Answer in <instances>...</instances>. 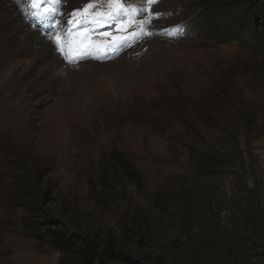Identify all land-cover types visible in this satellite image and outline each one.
<instances>
[{
    "label": "rangeland",
    "instance_id": "obj_1",
    "mask_svg": "<svg viewBox=\"0 0 264 264\" xmlns=\"http://www.w3.org/2000/svg\"><path fill=\"white\" fill-rule=\"evenodd\" d=\"M261 1L63 0L44 21L0 1L3 41L16 46L15 26L36 39L22 16L75 76L62 67L56 79L10 93L0 77V264L69 261L48 242L62 228L70 242L113 237L115 251L132 259L106 264H264V59L182 25L197 6L234 4L264 43ZM120 8L127 11L112 21ZM41 42L33 60L45 56ZM23 67L11 81L33 82L37 72ZM120 156L136 180L118 167Z\"/></svg>",
    "mask_w": 264,
    "mask_h": 264
},
{
    "label": "trees",
    "instance_id": "obj_2",
    "mask_svg": "<svg viewBox=\"0 0 264 264\" xmlns=\"http://www.w3.org/2000/svg\"><path fill=\"white\" fill-rule=\"evenodd\" d=\"M259 3L264 8V1ZM233 5L197 6V11H193L182 21L183 29L195 34L200 33L206 38L209 36L212 40H218L222 43L235 42L264 59V43L258 42L259 34L254 21L250 22L251 15L247 10L243 13L236 11L239 14V17L236 18V13L231 10ZM116 164L124 170L130 179L136 180L137 171L134 170L131 162L120 156L116 158ZM105 182L108 184V181ZM53 230L48 242L56 247L58 252L63 253L64 257L68 258L69 261H64L62 264H106L109 259L128 258L129 262L132 260L129 256L115 251L113 237H108L105 241L99 242L91 240L89 235H81L74 237V241L70 242V234L65 229ZM176 248L178 251L181 249L179 246ZM94 250H99V255H94L92 252Z\"/></svg>",
    "mask_w": 264,
    "mask_h": 264
},
{
    "label": "bare ground",
    "instance_id": "obj_3",
    "mask_svg": "<svg viewBox=\"0 0 264 264\" xmlns=\"http://www.w3.org/2000/svg\"><path fill=\"white\" fill-rule=\"evenodd\" d=\"M1 1V0H0ZM5 2V1H4ZM13 2V1H12ZM2 3V2H1ZM1 5V4H0ZM7 5V4H6ZM5 5V6H6ZM32 6V5H31ZM8 7V6H7ZM6 7V8H7ZM12 10H14V6H12ZM45 13V11H44ZM11 15V14H10ZM2 16V15H1ZM0 16V17H1ZM14 16V15H12ZM18 16V15H17ZM5 17V16H4ZM20 17V15H19ZM14 18V17H13ZM21 23L24 24L26 27V30L28 31V33L32 36H36V39H30V38H23L20 35V32L18 30V28L15 26V29H17V34L14 37V41L16 42V46H13V44H8L6 42H4L3 40V35L0 36V77L5 78V82H8V86L5 87V92H9L12 91L14 88H18L20 85L23 84V82H26V84L30 85V83H33L34 87H40L39 85L42 84L44 81V78H55L57 77V75L59 74V68L65 67L67 69V75L66 77H71V74L74 73V71L71 69V66H64L63 62L61 61V59L59 58V56L57 54H55L52 50L53 46L50 44V42H48L46 39H44V37H47V34L43 33V31H38L34 24L32 23V25H30L25 18H23L21 16ZM8 20V19H7ZM14 20V19H13ZM11 21V20H10ZM5 18L1 17L0 18V25H2L1 23L5 24ZM9 22V21H7ZM10 23V22H9ZM7 27V26H6ZM4 26V28H6ZM9 27V26H8ZM2 28V27H1ZM14 28V27H13ZM23 28V27H21ZM25 30V29H24ZM5 31V30H4ZM8 31V30H7ZM13 32V31H12ZM15 34V33H14ZM11 35V34H10ZM25 36V35H24ZM38 38H42L44 39V42H41V39ZM13 40V39H12ZM34 41H38L43 43V45H40L44 52H45V56L38 58L36 60H33L34 57V52L33 50H35L36 47H38L39 45H34L35 43H33ZM12 43V42H11ZM10 46V47H8ZM22 49L19 52V55L17 56V58H15V62L14 60L12 62L11 59L10 61H8L7 58V53L11 50L12 53H14L15 55H17L18 50ZM38 49V48H37ZM46 51L49 53L50 57H47L46 55ZM42 52V51H41ZM54 53V54H53ZM36 54V53H35ZM9 57V56H8ZM69 59L72 60V57H68ZM81 56H74V60H80ZM20 62H24V67H23V71L25 75H29L31 72H37L36 76H40L39 79H37L36 81H34L35 77L33 78V82H30V78L29 76H25V77H21V79L18 78L17 79H13L12 81L10 80V78L8 77L9 75L12 74V69L14 68V71H16L15 66L19 65ZM52 62V64H60V66H56V69H52V68H48L46 69V71H44V73H41V69L40 68H44V64L45 63H50ZM86 63V62H85ZM79 64V63H78ZM88 64H83L81 65V67H85ZM90 65V64H89ZM91 66V65H90ZM97 66V65H96ZM2 68V69H1ZM78 68V67H77ZM89 68V66H88ZM38 69V71H36ZM81 69V68H80ZM87 68H85L86 70ZM21 68L18 71V74H21ZM87 71V70H86ZM109 71V70H108ZM15 74V72H14ZM133 74V73H132ZM74 76V74H73ZM75 77V76H74ZM24 85V84H23ZM27 86V85H26ZM78 86V85H77ZM21 87V86H20ZM118 89V88H117ZM18 89H15V91ZM2 92H4V87H2ZM83 92V91H82ZM10 93V92H9ZM19 94H17L15 96V98L13 97L12 101H11V105L14 109H22V103L19 100ZM9 97V96H8ZM24 109V107H23Z\"/></svg>",
    "mask_w": 264,
    "mask_h": 264
},
{
    "label": "snow or ice",
    "instance_id": "obj_4",
    "mask_svg": "<svg viewBox=\"0 0 264 264\" xmlns=\"http://www.w3.org/2000/svg\"><path fill=\"white\" fill-rule=\"evenodd\" d=\"M145 2L149 5H154L157 3V0H145ZM17 3H23L24 4V10L26 12V15H31L37 19H47L48 17H52L56 15V6L63 3V0H17ZM109 4L118 5L121 3V0H108ZM31 4H50L53 5L52 8H50L45 13H40L39 9H36L35 11L29 9V5ZM127 11L125 8L118 9L111 17L112 21L121 19L123 17L124 12ZM151 13H154L156 15H159V13H155V9L150 10ZM81 26H83L81 24Z\"/></svg>",
    "mask_w": 264,
    "mask_h": 264
}]
</instances>
